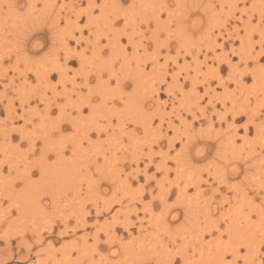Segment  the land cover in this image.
<instances>
[{
	"label": "rangeland",
	"instance_id": "rangeland-1",
	"mask_svg": "<svg viewBox=\"0 0 264 264\" xmlns=\"http://www.w3.org/2000/svg\"><path fill=\"white\" fill-rule=\"evenodd\" d=\"M5 1L0 0V6L2 7V9L0 7V204L2 205L1 208H5L4 210L11 209L12 212L6 218L0 214V236L6 234L11 237L15 257L11 260H2L0 264H111L110 261L114 258L117 261L116 264H169L173 257H175L174 264H194L196 260L200 263L196 261L195 264H213L211 261L213 259L214 261H218L215 259L217 257L219 259L220 252L226 249L230 254H226L225 262L227 261L228 263L226 262L224 264H232L233 262L234 264H245L246 261V264H264V0H94V2L93 0H46V3H44L45 0H14L16 3L11 0ZM160 1L161 4L159 3ZM144 2L147 5H144ZM31 3L35 4L33 5L34 10H32ZM51 6L53 9H51ZM30 7L34 13L29 11ZM91 9L92 11L90 12ZM165 9H169L170 11H166ZM155 11L161 12L162 19L159 18L158 21H161L160 23L162 24L155 23L153 18L156 13ZM82 12L90 13L89 16L91 15V17L89 18L87 14ZM141 13H144V17ZM150 15H152V18H150ZM181 18L187 19L189 21L187 22L188 24L186 23L184 25L181 23ZM56 19L57 21L55 23L53 20ZM147 20L149 23L145 24ZM191 21L197 23V27H192ZM177 23L178 25H176ZM77 26L83 29L81 31L83 39H80L79 44L73 38H68L72 29H75L76 35H79L76 29ZM30 33H33L31 38L28 37ZM118 37L121 38L118 39ZM74 41L77 45L74 44ZM39 42H41V45H39L40 48L34 49V44ZM135 43L140 44L136 45ZM144 45L146 50L143 49ZM97 46L101 48V52L97 51ZM134 46H138L139 48L136 47L134 49ZM73 47H77L78 53H82L78 61L80 64L78 62L69 63V65H65V73H62V75L57 74L53 68L61 63H65L69 50ZM257 54L259 55L256 56ZM80 57L84 58L81 59ZM154 57L156 59L158 57V59L156 60ZM204 57H206L207 61L203 62ZM195 58L199 59V61ZM228 58L230 59L231 65L224 62ZM152 59L158 61L161 68L164 65L167 66L165 71L167 70L168 73L165 72V80L162 78L164 69H158L154 65V62H152ZM139 63L143 67L145 66L144 69L147 74L144 79L148 82L146 83L144 81V86L147 87L149 85V90L153 88L157 89L158 86L161 87L158 90L160 93L158 96L153 92L149 97L150 99H146V102H155L149 105L146 110L152 116L157 117L154 118L153 124L148 127L150 129H147L148 132L141 126L143 120L141 118L135 119V115L137 117L138 112H133V108L135 109L136 104L140 105L143 102L139 103V100L136 98L134 100V96L132 97V95L136 88L133 87V84L129 85L128 82V80H133L128 74H134V71L137 70L136 66L140 65ZM81 66H85L86 69L85 67L82 69ZM72 68H75L78 73H81L79 77H82L85 81L84 75L90 76L91 84H89V87L85 83H82L83 85L80 83H77L75 86L72 85V82L69 81L73 72ZM112 68L113 70H111ZM151 68L154 70H151ZM48 69L52 71L50 79L48 81L46 79L39 81L38 79L37 81L35 78L36 72L49 71ZM83 70H86V72ZM23 75H27L25 85L21 84L25 80ZM231 75L235 77L243 76L244 80L241 83L228 80ZM96 77L101 79L96 80ZM219 77L225 81L224 85L219 84ZM11 78L14 81L12 80L11 82ZM78 81L80 82L81 79H78ZM124 81H127L128 85L123 89L121 85ZM106 84L107 86H105ZM194 84L197 90L194 89L196 88ZM73 87L79 92H81L82 88L84 90L86 88L88 95L94 92L92 96H99L101 98V102L97 98L94 104L99 103L98 105H105L104 107L106 109H110L107 114L105 113L107 116L100 112L95 113L96 115L91 114L89 117L90 120L88 118V124L100 125V127H106L109 124L108 131L111 129L109 128L111 127L110 123L116 125L121 120L128 126V131L134 127L139 128L137 132L133 133L137 135H132V137L131 135H128L129 137L124 135L128 131L112 135V138H117L119 135L123 137L122 139H119V137L115 142L110 140L111 137L104 133L96 142L94 140H97V136L93 135V141L97 143L94 144L90 136V144L87 148L89 153H86L89 159L93 157L97 160V165H91L89 168L78 167L76 164L78 163L77 160H79V163L81 160L74 154H80L82 151L80 153H78L79 151L76 153L72 152L73 140H71V135L75 136V133L73 132L71 134L72 131L70 129L69 113L71 112V101L74 104H81L80 107L82 108L84 107L83 95L80 97L75 92L72 93ZM117 90L118 92H116ZM138 90L139 88L136 91ZM141 90L138 94L148 91V89H143V87H141ZM105 91L111 92L114 97L110 93L109 96L106 92L108 94L107 96L106 93H103ZM135 95H137V92ZM197 95L202 96L201 100H198ZM141 96H139V99L144 98V96ZM25 97L28 98L24 99ZM156 97L159 101L158 104ZM131 98L133 100L128 102L127 99ZM115 100L122 102L119 103L118 109L116 110L119 113L113 109L114 105H109V102ZM124 100L128 103H125ZM187 101L190 102L188 103ZM131 102H134L135 106L130 107L129 104ZM195 102L196 104L198 102L200 107L199 105H194ZM47 105L50 106V111L48 112L46 111ZM93 106L91 105V108ZM156 106L160 109V114L163 110V112L171 114L167 120H171L174 128H177L176 132L179 133L178 136L181 138V142L177 143L176 147L170 150V157H176V160L172 159L168 162L172 170L167 175L161 169L163 155L161 156L160 151L165 152L168 150V147L165 144L160 146L156 144V139H159L160 134L162 135L166 132L167 124H163L160 128L159 109ZM7 108H10L9 111ZM94 108L95 106L93 110ZM130 108H132L131 111L129 110ZM202 109L206 112L204 113ZM129 111L134 113L133 117V114L131 115ZM178 111L186 120L185 122L183 119L184 124L181 123L176 115L179 113ZM189 111L196 112L194 113L195 117ZM10 113H12L11 115L14 119L9 116ZM88 113V110H86L85 114L87 115ZM219 114L221 116L220 119L222 117L225 118V116L226 118L219 120ZM80 120L83 122L82 118ZM246 125L247 130H245ZM153 128L155 130H152ZM158 128L160 130H157ZM172 130L169 129L166 133H169L171 136L174 134V130ZM187 134H193L194 137H190V140L195 142V147L206 143L208 144L205 145V149L202 151L200 157L195 155L190 143L186 146L187 151L190 149L188 151L190 157L185 154L186 151L182 150L183 143L186 144L187 141H190L187 140L189 137H187ZM133 136H135L134 139H131ZM107 138H109V141H107ZM86 139H82L84 141V147L88 144V140ZM119 140L123 141L122 144H120ZM233 143L235 145H232ZM116 144L120 145H117L115 149ZM47 146H50V149ZM106 148L109 150L107 151ZM224 149L227 150L225 151ZM104 153L108 158V163L106 164L113 168L104 167L106 161L104 162L103 155H101ZM111 153L113 156L110 155ZM180 153L182 155L184 154V156ZM44 155H47V157ZM62 156L64 158H61ZM245 156L248 160L246 161L244 158L246 162L244 163L243 161L242 163L243 159L241 158ZM74 157L77 160L74 161ZM135 159L139 160L138 166ZM149 159L154 163L149 164ZM185 159H189L187 160L189 161V166H186L187 161ZM232 164H238L241 167L248 165V174L245 173V175L243 171L241 173L238 172L230 181L232 182V186L233 184L235 185L233 190L240 188L242 185L246 186V184L253 183V188H257L259 191L252 197L254 198L253 201L248 199L244 201L245 199L242 198V194L236 199L234 198L235 190H228V192L224 187H221V192L223 193L215 192L213 195L212 191L215 186H218V180L215 182V176L212 173L217 170L226 173L229 168L231 170L233 169ZM49 166L52 167L50 168ZM157 166H160V169ZM53 168L56 170L54 169V173L52 174L53 170L51 172V169ZM48 169L50 170L48 171ZM42 172H44L43 175L41 174ZM20 174L24 175V178H21L23 176ZM54 174L55 176H52ZM196 174H201L200 184H202L200 186L202 189L200 188V191L194 189V182L200 177H197ZM246 176H250V178L247 177L245 179ZM38 178L39 182H43L40 185L37 181ZM24 179H27L28 183ZM241 180L243 183L240 182ZM59 184L62 187H70V192L68 191L69 195L62 196V194H59L61 199H68L67 202L62 201V205L59 203L61 206L60 210L59 206L52 208V203L49 199L51 193L56 191V186H58L57 190H59V193L63 190L62 187H59ZM236 184L239 185L236 186ZM184 186L190 193L185 198L178 194L179 188L183 189ZM35 187L38 193H42L38 194ZM72 187H83L82 190L85 191H81V195H84L86 190L89 191L88 189L90 188L97 190V193L88 195L85 204H83L85 206L87 205L88 210L92 211L93 216L90 218V221L94 224L98 218L99 222L106 227H110L112 224H114L113 226L116 225L117 235L115 237L117 239H115L118 242L115 240L116 245L113 247L116 253L112 252L113 248L110 249L109 246L107 247L109 238L103 234H101L102 242H100L101 247H98L99 249L95 245L93 238H88L87 244L83 242L82 237H84V231L79 230L73 235L74 232L70 229H72L71 227L74 225L75 219L78 216L76 208L79 201L75 198V201L71 199L76 197L71 192ZM24 188L30 189L33 193L27 189L26 191ZM20 190L26 192H20ZM25 193H30V195H26ZM113 193L114 195H111ZM93 194L96 196L95 198L92 197L94 196ZM28 196H31L32 199ZM225 196L228 197L226 202H223L224 204L219 206L222 200H225ZM163 197L167 199L164 203L161 202ZM210 197L212 198L209 199ZM36 198L39 201L38 203H36ZM46 200L50 201V203L47 202L48 204L44 205L43 202ZM211 200L212 202H210ZM29 201L34 204H30ZM180 201H185V204L184 202L181 204ZM186 201L191 206L189 209H185L187 207L185 206L187 204ZM98 203H100V206L104 204V208L108 207V209L101 215L96 216L94 212L95 204ZM20 204L27 206L24 211L21 208V212L18 213L16 207H22ZM42 204L46 206L45 209L41 208ZM212 204L218 206L220 210H217L210 218L208 216H210L209 211H211L210 206ZM255 208L258 211H255ZM196 211L198 212L197 214ZM240 211L248 214L247 217L250 219L248 218L246 220L248 221L247 223L243 218L245 215L243 216V213ZM222 212L223 215H221ZM177 213L178 217L176 220L171 219V214ZM186 214L190 215L185 218ZM226 216H229L226 219L230 218L235 224V226H232V223L230 226V230L232 231L225 230L228 225L223 221V218ZM213 217L215 218L213 219ZM189 218L190 220H188ZM233 220L238 223L236 224ZM65 221L69 224V233L62 237L59 231L64 228ZM192 222L193 224H191ZM214 223L216 225L220 224V229L216 228V231L213 230L214 237L221 232L220 237L222 239L220 241H213V245H209L208 240L212 237L207 232H204L206 228L203 226L211 227ZM240 226H243V228L247 227L248 230L250 229L248 232L245 228L249 234L245 233V229L242 230V228H240L241 231L239 232L238 230L240 229L238 227ZM233 227H236L237 233ZM90 229L95 230L96 228L92 227ZM185 229L186 233H184ZM258 229L259 231H257ZM200 230H204L203 232L205 233L204 240L206 244L204 243L203 248L199 245L201 241H197L200 240V237H198L201 232ZM243 231L246 234L245 238L243 237L244 235L241 236V232ZM182 232L190 236L186 239ZM36 233H42L44 237V240L39 244L34 243V234ZM234 233H236V237ZM22 235L27 242L29 241L31 243L32 252L30 254L24 247L18 246ZM237 235L243 237L244 240L243 238L238 239ZM256 237L259 239H255ZM196 238L197 243H192L191 241ZM256 240L260 242L259 246H257L258 242ZM217 241L221 243L218 244ZM216 243L217 247H215ZM255 243L256 245L254 246ZM4 244L3 240H0V248H4ZM237 247L242 248L237 255H234L231 251ZM207 249H213L212 256L210 254L207 255ZM186 251L187 256L189 254L190 257L188 256V259L182 262L178 256L186 253ZM213 251H217L216 253L218 254ZM28 254L29 257L27 260L18 261L20 257ZM205 257L208 260H205ZM100 259L102 262H100ZM91 261L94 262L92 263Z\"/></svg>",
	"mask_w": 264,
	"mask_h": 264
},
{
	"label": "bare ground",
	"instance_id": "bare-ground-1",
	"mask_svg": "<svg viewBox=\"0 0 264 264\" xmlns=\"http://www.w3.org/2000/svg\"><path fill=\"white\" fill-rule=\"evenodd\" d=\"M3 1H5V0H3ZM6 1H8V0H6ZM5 1V2H6ZM10 1V0H9ZM12 2L14 1V0H11ZM33 1V0H32ZM42 1V0H41ZM96 1V0H95ZM135 1V0H134ZM143 1V0H142ZM180 1V0H179ZM256 1H258V0H256ZM4 2V3H5ZM15 2V1H14ZM31 2V1H30ZM29 2V3H30ZM92 2V1H91ZM93 2H94V0H93ZM146 2V1H145ZM145 2H144V5H147V4H145ZM10 3V2H9ZM16 3V2H15ZM44 3H46V0H45V2ZM96 3V2H95ZM140 3V2H139ZM155 3H157L156 1H155ZM160 4H161V1L159 2ZM167 3V2H166ZM176 3V2H175ZM3 4V3H2ZM1 4V5H2ZM8 4V3H7ZM28 4V3H27ZM32 4V3H31ZM31 4H30V6H31ZM35 4H36V2H35ZM34 3L32 4V7H33V5H35ZM93 4V3H92ZM141 4V3H140ZM139 4V5H140ZM6 5V4H5ZM11 5V4H10ZM29 5V4H28ZM149 5V4H148ZM153 5H156V4H153ZM165 5V4H164ZM263 5V4H262ZM12 6V5H11ZM15 6V5H14ZM65 6V5H64ZM71 6V5H70ZM90 6V5H89ZM93 6V5H92ZM158 6H160V5H158ZM166 6V5H165ZM1 7V6H0ZM17 7V6H16ZM28 7V6H27ZM144 7V6H143ZM150 7H152V6H150ZM154 7V6H153ZM38 8V7H37ZM1 9H2V7H1ZM1 9H0V11H1ZM10 9H12V7H10ZM35 9H36V6H35ZM49 9H50V7H49ZM51 9H53V7L51 6ZM89 9H90V7H89ZM145 9H146V7H145ZM145 9H144V11H145ZM154 9H155V7H154ZM244 9V8H243ZM8 10V9H7ZM16 10V9H15ZM32 10H34V7H33V9ZM31 10V7H30V12H33ZM37 10V9H36ZM44 10V9H43ZM46 10V9H45ZM75 10V9H74ZM86 10V9H85ZM160 10V9H159ZM164 10V9H163ZM166 10V9H165ZM169 9H167L166 11H168ZM47 11H49L48 9H47ZM46 11V12H47ZM63 11V10H62ZM92 11V9L90 10V12ZM139 11H140V7H139ZM142 12H143V10H141ZM147 11H148V9H147ZM170 11V10H169ZM176 11V10H175ZM27 12V11H26ZM37 12V11H36ZM156 12V11H155ZM154 12V13H155ZM181 12V11H180ZM17 13V12H16ZM29 13V12H28ZM34 13V12H33ZM82 13H84V12H82ZM129 13V12H128ZM148 13V12H147ZM147 13H146V15H147ZM31 14V13H30ZM84 14H87V16L90 18L91 17V15L89 16V14L90 13H88V12H86V13H84ZM138 14H139V12H138ZM142 14V16H143V14L144 13H141ZM150 14V13H149ZM160 14H161V12H156L155 13V16L153 17L154 18V20H155V23L156 24H158V23H160L159 21H158V19L160 18V19H162L161 17H162V14H161V16H160ZM60 15V14H59ZM80 15H81V13H80ZM1 16V15H0ZM21 16V15H20ZM45 16V15H44ZM152 15H150V18H152L151 17ZM170 16V15H169ZM126 17V16H125ZM144 17V16H143ZM155 17H156V19H155ZM22 18V17H21ZM77 18H78V16H77ZM93 18V17H92ZM117 18V17H116ZM139 18H141V17H139ZM145 18H146V16H145ZM145 18H143V19H145ZM47 19H49V18H47ZM134 19V18H133ZM137 19V18H136ZM29 20V19H28ZM33 20V19H32ZM58 20H60V19H58ZM125 20V19H124ZM127 20V19H126ZM130 20H132V19H130ZM130 20H128V21H130ZM153 20V21H154ZM1 21V20H0ZM53 21H55V23H56V21H57V19L56 20H53ZM133 21V20H132ZM140 21H141V19H140ZM91 22V21H90ZM112 22V21H111ZM179 22V21H178ZM187 22H189L187 19H182L181 18V23H183L184 25H186V23ZM58 23V22H57ZM91 23H93V22H91ZM96 23V22H95ZM137 23V22H136ZM142 23V22H141ZM149 23V21L147 20V23H145V24H148ZM165 23V22H164ZM113 24V23H112ZM111 24V25H112ZM160 24H162V23H160ZM188 24V23H187ZM197 23H195V22H193V21H191V26L192 27H197V25H196ZM0 25H1V23H0ZM114 25V24H113ZM138 25V24H137ZM139 25H140V22H139ZM138 25V26H139ZM164 25V24H163ZM176 25H178V23L176 24ZM48 26V25H47ZM54 26V25H53ZM58 27V26H57ZM140 27V26H139ZM163 27V26H162ZM177 27H179V26H177ZM136 28H138V27H136ZM147 28H149V27H147ZM76 29H77V31L79 32V35H76V32H75V29H72L71 30V32L69 33V37L68 38H73L75 41H76V43L77 44H79L80 43V39H83V35H81L82 33H81V31H83V29H81V27H76ZM117 29V28H116ZM100 31V30H99ZM142 31V30H141ZM69 32V31H68ZM68 32H67V34H68ZM104 32V31H103ZM144 32V31H143ZM222 32V31H221ZM33 34V33H32ZM32 34L30 33L29 34V38H31V36H32ZM109 34V33H108ZM125 34V33H124ZM227 34H229V33H227ZM27 35V34H26ZM151 35V34H150ZM1 36V35H0ZM65 36V35H64ZM79 36H81V37H79ZM99 36V35H98ZM118 36V35H117ZM156 36V35H155ZM67 37V36H66ZM129 37V36H128ZM64 38V37H63ZM119 38H121V37H118V39ZM56 39V38H55ZM98 39V38H97ZM62 40V39H61ZM65 40V39H64ZM253 40V39H252ZM63 41V40H62ZM66 41V40H65ZM109 41H110V38H109ZM143 41V40H142ZM141 41V42H142ZM67 42V41H66ZM96 42V41H95ZM118 42H120V40H118ZM65 43V42H64ZM115 43H117V42H115ZM114 43V44H115ZM110 44H112V43H110ZM133 44H134V42H133ZM136 45H138V44H140V43H135ZM158 44V43H157ZM160 44V43H159ZM39 45H41V42H39V43H35L34 44V46H35V48L34 49H37L38 47H39ZM65 45V44H64ZM127 45H129V44H127ZM126 45V46H127ZM25 46V45H24ZM132 46V45H131ZM140 46V45H139ZM180 46V45H179ZM215 46V45H214ZM59 47V46H58ZM67 47V46H66ZM98 47V46H97ZM136 47H138V46H134V49H136ZM181 47V46H180ZM40 48V47H39ZM77 48V47H76ZM76 48H70V50H69V53H68V56H67V58H66V61H65V63H61L60 65H57L55 68H53V70L54 71H56L57 72V74H59V75H62V73H65V65H69V63H74V62H78L79 61V56H82L81 54L82 53H78V51H77V49ZM96 48V47H95ZM139 48V47H138ZM179 48V47H178ZM208 48V47H207ZM112 49H115V48H112ZM118 49H119V47H118ZM117 49V50H118ZM133 49V50H134ZM143 49L144 50H146V47H145V45H144V47H143ZM246 49V48H245ZM68 50V49H67ZM74 50V51H73ZM161 50V49H160ZM77 51V52H76ZM97 51H100L101 52V48H99L98 47V50ZM103 51V50H102ZM113 52H114V50H113ZM112 52V53H113ZM235 53V52H234ZM112 55V54H111ZM205 55V54H204ZM259 54H257L256 56H258ZM21 56V55H20ZM83 56H84V54H83ZM160 56H161V54H160ZM226 56V55H225ZM4 57V56H3ZM81 59H83L82 57H80ZM146 58H147V56H146ZM153 58V57H152ZM155 59H156V57H154ZM259 58V57H258ZM22 59V58H21ZM78 59V60H77ZM155 59L153 60L152 59V62H154V65L158 68V69H164V74H163V76H162V78H163V80H165L166 79V74H165V72L166 73H168L167 72V70L165 71V69H167V66H162V68H161V66L158 64V61H155ZM157 59H158V57H157ZM156 59V60H157ZM177 59V58H176ZM195 59H197V58H195ZM103 60V59H102ZM197 61H199V59H197ZM196 60H195V62H197ZM204 61H207L206 60V57H204V59H203V62ZM49 62V61H48ZM144 62V61H143ZM224 62L226 63V64H230V59L228 58V59H226V60H224ZM109 63V62H108ZM200 63V62H199ZM220 63V62H219ZM15 64V63H14ZM13 64V65H14ZM137 64V63H136ZM140 64V63H139ZM50 65H53V64H50ZM81 65H83V64H81ZM130 65V64H129ZM203 65H204V63H203ZM231 65V64H230ZM44 66H46V65H44ZM54 66V65H53ZM52 66V67H53ZM99 66V65H98ZM198 66V65H197ZM80 67V66H79ZM82 67V66H81ZM83 67H85V66H83ZM83 67H82V69H83ZM104 67V66H103ZM114 67V66H113ZM128 67V66H127ZM137 68V70L136 71H134V74H128V75H130L131 77H132V79L133 80H131L132 81V83H134V88H136L135 89V92L133 93V95H132V97L134 98V100H135V98L136 99H138L139 100V103L140 102H143V104H141L140 103V105H138V104H136V107H135V109L133 108V112H138V115H137V117H136V115H135V119L136 118H141L143 121L141 122L142 123V128H144L145 130H147V129H149L148 127H150L151 126V124H153L152 122L154 121V118H157V117H154V116H152V114H149L148 113V111L146 110V109H148L147 107L149 106V105H152L153 103H155V102H153V101H147L146 102V99H150L149 97L151 96V94L153 93V92H155V94H157L156 96H158L160 93L158 92V90L159 89H161V87L160 86H158L157 87V89H152V90H149V88H148V86L147 87H145L144 86V84H143V82L145 81V79L144 78H146V76H147V74H146V72H145V69H144V67H143V65L142 64H140L139 66H136ZM7 68V67H6ZM47 68H48V66H47ZM110 68H111V66H110ZM214 68V67H213ZM51 69V68H50ZM73 69V74L71 75V79L69 80V81H71L72 82V85L73 86H75V85H77V78H79V74H81V73H78V71L77 70H75L74 68H72ZM85 69H86V67H85ZM153 68H151V70H152ZM154 69H155V67H154ZM153 69V70H154ZM40 70V69H39ZM49 70V69H48ZM98 70H99V68H98ZM111 70H113V68L111 69ZM110 70V71H111ZM217 70H219V69H217ZM254 70H255V68H254ZM35 71V70H34ZM53 71V72H54ZM83 71H85L86 72V70H83ZM36 72V71H35ZM101 72V71H100ZM254 72V71H253ZM28 73V72H27ZM84 73V72H83ZM126 73V72H125ZM129 73V72H128ZM157 73V72H156ZM88 74V73H87ZM214 74V73H213ZM34 75V74H33ZM84 75V74H83ZM82 75V76H83ZM112 75H114V73H112ZM160 75V74H159ZM165 75V76H164ZM180 75V74H179ZM211 75V74H210ZM255 75V74H254ZM8 76V75H7ZM24 76V82H22L21 84L22 85H25L26 84V80H27V75H23ZM52 76V71L51 70H49V71H41V72H36V74H35V78L37 79V81H38V79H39V81L41 80V79H46V81H48L49 79H50V77ZM115 76V75H114ZM221 76V75H220ZM84 77H85V79H86V81L84 82L85 83V85H88V87H89V77L90 76H85L84 75ZM117 77V76H116ZM8 78V77H7ZM30 78V77H29ZM111 78H112V76H111ZM110 78V79H111ZM161 78V77H160ZM81 79H82V77H81ZM98 79L100 80L101 78H99L98 77ZM117 79V78H116ZM121 79V78H120ZM120 79H118V80H120ZM11 80V82H12V78L10 79ZM218 80H219V84H221V85H224V83H225V81L221 78V77H219L218 78ZM228 80H233V81H237V82H240L241 83V81L243 82V80H244V78H243V76H239V77H235V76H232L231 75V77H229L228 78ZM14 81V80H13ZM99 82V81H98ZM102 82V81H101ZM118 82V81H117ZM146 83L148 82V81H145ZM197 82V81H196ZM83 83V84H84ZM120 83V82H119ZM142 83V84H141ZM28 84V83H27ZM82 84V85H83ZM121 84V83H120ZM156 84V83H155ZM241 85V84H240ZM101 86V85H100ZM105 86H107V84L105 85ZM109 86V85H108ZM119 86V85H118ZM104 87V86H103ZM124 87V86H123ZM141 87H143V89L145 88V89H148V91H146L144 94L143 93H141V94H138V92L141 90ZM194 87H196V85L194 84ZM211 87V86H210ZM24 88V87H23ZM107 88V87H106ZM105 88V89H106ZM110 88V87H109ZM117 88V87H116ZM139 88V90L138 91H136L137 89ZM156 88V87H155ZM225 88V87H224ZM104 89V88H103ZM111 89H112V87H111ZM110 89V90H111ZM114 89V88H113ZM119 89V88H118ZM195 90H197V87L196 88H194ZM212 89V88H211ZM35 90V89H34ZM99 90V89H98ZM120 90V89H119ZM192 90V89H191ZM227 90V89H226ZM93 91V90H92ZM100 91H101V89H100ZM99 91V92H100ZM123 91V90H122ZM142 91V90H141ZM215 91V90H214ZM73 92H75V94H77V96L79 95L80 97H81V95H83L84 96V94H82L81 92H79V91H77L74 87H73V91H72V93ZM96 92V91H95ZM107 91H105V92H103V93H106ZM116 92H118V90L116 91ZM137 92V95H135V93ZM93 94H94V92H92ZM92 93H91V95H92ZM108 94L110 93L111 94V92H107ZM106 93V95L108 96V94ZM110 94H109V96H110ZM116 94V93H115ZM129 94V93H128ZM143 94V96H144V98H140L139 99V96H141ZM208 94V93H207ZM206 94V95H207ZM54 95V94H53ZM87 95V94H86ZM91 95H88L87 96V98H86V96L85 97H83L82 96V98L84 99V107H90V109H92V110H90V113L88 114V115H83L82 114V112H83V108L82 107H80L81 106V104H79V103H76V104H74V102L73 101H71L72 102V105L70 106L71 107V112L69 113L70 115V119H69V121H70V124L72 125V127H73V129H74V133H75V136H73V135H71V140H73L72 141V144H73V148H72V152L73 153H76V152H78V153H80V151H82L80 154H74V155H76L77 156V158L78 159H80L81 161H80V163H79V160H77V158L75 159V157H74V161L75 160H77L78 161V163H76L77 164V166L79 167H84V168H89V166H91V165H93V166H96L97 165V160L95 159V158H93V157H90L91 159H89L88 157H87V153L86 152H88L87 151V148H88V146H89V144H90V136L92 135L91 133L92 132H95L96 134H97V140H94L95 142L96 141H98V139L101 137V135L104 133V131H105V133L107 134V136H110L111 137V139L110 140H113V142H115L116 141V139H118L121 135H119V137H117V138H112V135H114V134H116V133H120L121 134V132H125V131H128L127 129H128V126H126V124H124L123 123V121H121V120H119L118 121V123L116 124V125H112L111 123H110V126L111 127H109V128H111L110 130H108L107 131V129H108V125L109 124H107V126L106 127H100V125H93L92 123V125H90V124H88L87 122H88V118L90 117V115L91 114H94V115H96L95 113H98V112H100V113H104V115H105V113L107 114L108 113V111L110 110H108V109H106L103 105H98V104H96V105H94V104H91L92 102H91ZM103 95V94H102ZM204 95V94H203ZM106 96V97H107ZM111 96H113L114 97V95H112L111 94ZM143 96H141V97H143ZM198 96V95H197ZM208 96V95H207ZM104 97V96H103ZM153 97V96H152ZM196 97V96H195ZM26 98H28V97H25L24 99H26ZM86 98V99H85ZM127 98H128V96H127ZM130 98V97H129ZM191 98V97H190ZM201 98H202V96H198V100L200 99L201 100ZM235 98V97H234ZM29 99H30V96H29ZM29 99H27V101H29ZM74 99V98H73ZM106 99V98H105ZM115 99V98H114ZM187 99V98H186ZM41 100H42V98H41ZM82 100V99H81ZM121 100V99H120ZM128 100V102H130V101H132L133 99L131 98V99H127ZM196 100V99H195ZM198 100H196V101H198ZM45 101V100H44ZM123 101V100H122ZM125 101V100H124ZM156 101H158V98L156 97ZM43 102V101H42ZM75 102H76V100H75ZM81 102V101H80ZM83 102V101H82ZM113 102V101H112ZM127 101H125V103H126ZM127 102V103H128ZM186 102V101H185ZM188 102V101H187ZM190 102V101H189ZM188 102V103H189ZM194 102V101H193ZM9 103H11V102H9ZM104 103V102H103ZM124 103V104H125ZM146 103V104H145ZM159 103V101L157 102V104ZM166 103V102H165ZM79 104V105H78ZM105 104V103H104ZM191 104V103H190ZM83 105V104H82ZM91 105L93 106H95V108H94V110H93V107L91 108ZM126 105V104H125ZM145 105V106H144ZM194 105H199V103L197 102V104H196V102H195V104ZM76 106H78V108H76ZM128 106V105H127ZM126 106V107H127ZM129 106L131 107H133V106H135V103L134 102H131V104H129ZM193 106V105H192ZM191 106V107H192ZM47 108H46V111L48 112V111H50V106L49 105H47L46 106ZM104 107V108H103ZM107 107V106H106ZM118 107V106H117ZM116 106H114V108L113 109H115V111L118 109ZM157 108H158V106H156ZM199 107H200V105H199ZM64 108V107H63ZM193 108V107H192ZM10 109V108H9ZM9 109L7 108V110L9 111ZM112 109V108H111ZM113 109H112V112H113ZM120 109V108H119ZM127 109V108H126ZM159 109V108H158ZM62 110V109H61ZM64 110V109H63ZM77 111L78 113H77V116H74V115H72V111ZM130 111L132 110V108H130L129 109ZM162 110V109H161ZM190 110H192V109H190ZM257 110V109H256ZM11 111V110H10ZM119 111V110H118ZM129 111V112H130ZM164 111V110H163ZM163 111H161L162 113L160 114V109H159V120H160V122H159V126H160V128H161V126H163V124H167V127H166V132L167 131H169V129L170 130H172L173 131V135H171L170 136V134L169 133H163V132H161V133H163L162 135L160 134V136H159V139L157 140L156 139V144L158 145V146H160V145H163V144H165L167 147H168V150L167 149H165V150H167V151H165V152H162V150L160 151V154H161V156L163 155V158H162V160H163V162L161 163V169H162V171L164 172V174L165 175H167L168 174V172H170V170H172V167L171 166H169L168 165V162L170 161V160H176V157H173V158H171L170 157V150H172V149H174L175 147H176V144L177 143H180L181 142V138L178 136L179 135V133H177L176 132V129L174 128V124L171 122V120H167V118L168 117H170L169 115H171V114H168V113H165V112H163ZM187 111H188V109H187ZM194 111V110H193ZM193 111H189V112H191L190 114H192L193 115V117H195V114L194 113H196V112H193ZM202 111L205 113L206 111H204L203 109H202ZM117 112V111H116ZM127 112H128V109H127ZM135 112V113H136ZM179 112V111H178ZM188 112V113H189ZM203 112H201V113H203ZM215 112V111H214ZM62 113V112H61ZM117 113H119V112H117ZM131 113V112H130ZM129 113V114H130ZM224 113V112H223ZM12 113H10L9 114V116L11 117V118H13V116L11 115ZM133 114V115H132ZM156 114V113H155ZM217 114V113H216ZM228 114V113H227ZM122 115H123V117H124V114H123V112H122ZM131 115H132V117L134 116V113H131ZM177 115V117L180 119V121H181V123H183L184 122V117H182V114L180 115V112L178 113V114H176ZM43 116V115H42ZM99 116V115H98ZM101 116V115H100ZM105 116H107V115H105ZM121 116V115H120ZM120 116H119V119H120ZM184 116V115H183ZM8 117V116H7ZM59 117V116H58ZM211 117V116H210ZM220 114H219V120H222V118H224V117H222L221 119H220ZM238 117V116H237ZM49 118V117H48ZM83 119V122H81L82 120H80V119ZM110 118V117H109ZM186 118V117H185ZM225 118H226V116H225ZM224 118V119H225ZM14 119V118H13ZM56 119V118H55ZM127 119V118H126ZM184 119V120H183ZM195 119V118H194ZM237 119V118H236ZM12 120V119H11ZM53 120V119H52ZM80 120V121H79ZM87 120V121H86ZM89 120H90V118H89ZM196 120V119H195ZM93 121H95V120H93ZM41 122V121H40ZM54 122V121H53ZM110 122H111V120H110ZM185 122H186V120H185ZM219 122V121H218ZM94 123V122H93ZM220 123V122H219ZM60 124V123H59ZM58 124V125H59ZM184 124V123H183ZM49 125V124H48ZM158 125V124H157ZM165 126V125H164ZM158 127V126H157ZM229 127V126H228ZM25 128V127H24ZM56 128H57V126H56ZM61 128V127H60ZM87 128V129H86ZM160 128H158L157 130H160ZM163 128V127H162ZM172 128V129H171ZM210 128V127H209ZM237 128V127H236ZM188 129V128H187ZM194 129V128H193ZM52 130H53V128H52ZM83 130H85L84 132H82ZM150 130V129H149ZM152 130H155V128H153ZM156 130V131H157ZM183 130V129H182ZM181 130V131H182ZM245 130H247V125L245 126ZM107 131V132H106ZM110 131H112L110 134H109V132ZM138 130H136V128H134V129H130L128 132H125L124 133V135H126V136H130L131 135V137H132V135H137V134H133V133H135V132H137ZM146 132H148V130L146 131ZM145 132V133H146ZM152 132V131H151ZM122 133V134H123ZM28 134V133H27ZM72 134V133H71ZM118 135H116V136H118ZM184 135V134H183ZM128 136V137H129ZM189 136V137H188ZM193 136V134L191 135V134H187V140H190L191 138H193L192 137ZM235 136V135H234ZM41 137V136H40ZM86 137H87V139H86ZM109 137V138H110ZM134 137L135 136H133V138H131V139H134ZM191 137V138H190ZM33 138V137H32ZM83 138H85L86 140H88V144L84 147L83 145H84V141L82 140ZM109 138H107L108 140L107 141H109ZM123 137H120L119 139H122ZM138 138V137H137ZM226 138H227V136H226ZM130 139V138H129ZM229 139V138H228ZM32 140V139H31ZM149 140V139H148ZM151 140V139H150ZM46 141V140H45ZM91 141H93V139H91ZM93 141V143L94 144H97V143H95ZM99 142H101L100 140H99ZM119 142H120V144H122V140L120 141L119 140ZM133 143V142H132ZM190 143V146H191V148L192 149H194V153H195V155L196 156H198V157H200V155H201V153H202V151L205 149V145L207 144H204V145H201V146H194V144H195V142H193L192 140H190V141H187V143L185 144V143H183V147H182V150H184V151H186V155L187 156H189L190 157V155H188L189 153H188V151L190 150V149H188V151H187V149H186V146L188 145ZM36 144V143H35ZM111 144H113L112 142H111ZM120 144H116L115 145V149L117 148V145H120ZM134 144V143H133ZM127 145V144H126ZM208 145V144H207ZM232 145H235L234 143L232 144ZM58 146V145H57ZM64 146H66V145H64ZM30 147V146H29ZM47 147H49L48 149H50V146H47ZM109 147V146H108ZM125 147H127V146H125ZM9 148V147H8ZM7 148V149H8ZM11 148V147H10ZM53 148V147H52ZM91 148V147H90ZM114 148H112V149H114ZM162 148V147H161ZM55 149V148H54ZM107 149V148H106ZM233 149V148H232ZM109 149H107V151H108ZM118 150V149H117ZM116 150V151H117ZM144 150V149H143ZM181 150V149H180ZM225 150V149H224ZM227 150V149H226ZM225 150V151H226ZM61 152V151H60ZM71 152V153H72ZM106 152V151H105ZM231 152V151H230ZM35 153V152H34ZM49 153V152H48ZM73 153H72V155H73ZM89 153V152H88ZM101 153V152H100ZM110 153V152H109ZM156 153V152H155ZM220 153H222V152H220ZM133 154V153H132ZM135 154V153H134ZM181 154V153H180ZM192 154V153H191ZM235 154V153H234ZM60 155V154H59ZM73 155V156H74ZM101 155H103V158H104V162H105V164H104V167H112V166H108V164H106V163H108L107 162V157H106V155H105V153L104 154H101ZM111 156H113L112 155V153L110 154ZM137 155V154H136ZM135 155V156H136ZM179 155V154H178ZM182 155V154H181ZM227 155V154H226ZM44 156H46L47 157V155H44ZM182 156H184V154L182 155ZM186 156V157H187ZM30 157V156H29ZM87 157V158H86ZM120 157V156H119ZM134 157V156H133ZM140 157V156H139ZM191 157H192V155H191ZM57 158V157H56ZM61 158H64L63 156L61 157ZM66 158V157H65ZM70 158V157H69ZM68 158V159H69ZM111 158V157H110ZM114 158H116L115 156H114ZM137 158V157H136ZM152 158H153V156H152ZM188 158V157H187ZM203 158V157H202ZM244 158L246 159V156L245 157H243V158H241V159H243L242 160V163H243V161H244ZM249 158H253V157H249ZM13 159V158H12ZM60 159V158H59ZM87 159V160H86ZM120 159H122V158H120ZM131 159V158H130ZM134 159V158H133ZM141 159V158H140ZM41 160H42V158H41ZM44 160V159H43ZM47 160V159H46ZM45 160V161H46ZM150 160V159H149ZM186 160V159H185ZM187 160H189V159H187ZM186 160V161H187ZM248 159H246V161H247ZM69 161V160H68ZM71 161H73V160H71ZM190 161H191V159H190ZM246 161H244V163L246 162ZM23 162V161H22ZM111 162V161H110ZM124 162V161H123ZM123 162H121V163H123ZM130 162H131V160H130ZM135 162H136V164H137V166H138V163H139V160H137V159H135ZM253 162V161H252ZM27 163V162H26ZM41 163H43V162H41ZM54 163H56V162H54ZM114 163V162H113ZM149 164H151V163H154V162H151V160L148 162ZM189 161H187V163H186V166L188 165L189 166ZM250 163H251V160H250ZM64 164V163H63ZM62 164V165H63ZM68 164V163H67ZM73 164V163H72ZM75 164V165H76ZM116 164V163H115ZM131 164H132V162H131ZM177 164V163H176ZM185 164V163H184ZM183 164V165H184ZM31 165V164H30ZM59 165V164H58ZM57 165V166H58ZM61 165V164H60ZM69 165V164H68ZM153 165V164H152ZM228 165V164H227ZM233 165V164H232ZM235 165V164H234ZM233 165V169L231 170V168H229L227 171H226V173H223V172H221L220 170H217V171H215L214 173H212V175L213 176H215V182H216V180H218V186H215L214 187V189H213V191H212V193H213V195L215 194V192H218V193H223V192H221V187H224L225 188V190H231V191H234V193H235V197L234 198H238V196L240 195V194H242L241 196H242V198L243 199H245L244 201H247L246 199H248V200H250V201H253V199L254 198H252V197H254L256 194H257V188H253V183L252 184H246V186H241L240 188H236V189H234L233 190V187H235V185L233 184V186L231 185L232 184V182L230 181V179L231 178H233L234 177V175H236L238 172L239 173H241L242 171H243V173L245 174V173H247L248 174V172H247V170H248V165L246 166H243V167H241V166H239L238 164L237 165H235L234 166ZM44 166H45V164H44ZM57 166H55V167H57ZM122 166L124 167V165L122 164ZM147 166V165H146ZM231 166V165H230ZM33 167V166H32ZM39 167V166H38ZM50 168L52 167V166H49ZM67 167V166H66ZM148 167V166H147ZM159 169H160V166H157ZM156 167V168H157ZM185 167V166H184ZM64 168V167H63ZM113 168V167H112ZM121 168V167H120ZM228 168V167H227ZM33 169V168H32ZM54 169L55 168H53V169H51V172H52V170H53V172H52V174L54 173ZM140 169V168H139ZM139 169H137V170H139ZM222 169V168H221ZM252 169V168H251ZM251 169H250V171H251ZM263 169V168H262ZM27 170V169H26ZM41 170V169H40ZM39 170V171H40ZM47 170V169H46ZM50 169H48V171H49ZM56 170V169H55ZM70 170V169H69ZM146 170V169H145ZM176 170V169H175ZM30 171V170H29ZM64 171H65V169H64ZM63 171V172H64ZM114 171V170H113ZM140 171V170H139ZM224 172H225V170H223ZM249 171V172H250ZM262 171V170H261ZM23 172V171H22ZM47 172V171H46ZM46 172H45V174H46ZM66 172V171H65ZM64 172V173H65ZM69 172V171H68ZM73 172H75V171H73ZM110 172V171H109ZM181 172V171H180ZM179 172V173H180ZM194 172V171H193ZM196 172H198V171H196ZM195 172V173H196ZM19 173V172H18ZM29 173V172H28ZM27 173V174H28ZM31 173V172H30ZM48 173V172H47ZM72 173V172H71ZM102 173V172H101ZM116 173V172H115ZM1 174V173H0ZM42 175L44 174V172H42L41 173ZM49 174V173H48ZM186 174V173H185ZM184 174V175H185ZM259 174V173H258ZM16 175V174H15ZM21 175V174H20ZM26 175V174H25ZM51 175V174H50ZM50 175H47V176H50ZM100 175V174H99ZM108 175V174H107ZM113 175V174H112ZM138 175V174H137ZM178 175V174H177ZM194 175V174H193ZM197 175V174H196ZM211 175V174H210ZM240 175V174H239ZM246 175V174H245ZM1 176V175H0ZM21 176H23V177H21V178H24V175H21ZM26 176H29V175H26ZM47 176H46V178H47ZM52 176H55V174L54 175H52ZM69 176V175H68ZM72 176V175H71ZM101 176V175H100ZM200 176V177H199ZM212 176V177H213ZM18 177H20V176H18ZM45 177V176H44ZM51 177V176H50ZM180 177V176H179ZM197 177H199V179L196 181V182H194V186H195V188L194 189H197L198 191H200V188L202 189V187L200 186L201 184H200V182H201V174H199V175H197ZM247 177H249L250 178V176H246L245 177V179L247 178ZM32 178V177H31ZM214 178V177H213ZM243 178H244V176H243ZM248 178V179H249ZM34 179V178H33ZM67 179V178H66ZM101 179V178H100ZM138 179V178H137ZM39 180V178L37 179V181ZM41 180H43V179H41ZM44 180H45V178H44ZM62 180V179H61ZM97 180V179H96ZM189 180H191V179H189ZM203 180V179H202ZM16 181V180H15ZM24 181L25 182H27V179H24ZM29 181V180H28ZM34 181V180H33ZM36 181V182H37ZM111 181V180H110ZM179 181V180H178ZM249 181V180H248ZM247 181V182H248ZM39 182V181H38ZM97 182V181H96ZM98 182H99V180H98ZM116 182V181H115ZM124 182V181H123ZM176 182V181H175ZM188 183H189V181H187ZM206 182H208V181H206ZM240 182H242L243 183V181L241 180ZM239 182V183H240ZM28 183V182H27ZM30 183H32L31 181H30ZM34 183H35V181H34ZM41 183H43V182H39V185L41 184ZM125 183V182H124ZM244 184V185H245ZM24 185V184H23ZM29 185V184H28ZM35 185V184H34ZM69 185V184H68ZM237 185H239V184H236V186ZM248 185V186H247ZM27 186V185H26ZM25 186V187H26ZM38 186V185H37ZM36 186V187H37ZM44 186L46 187V185L44 184ZM48 186H49V188H50V185L48 184ZM64 186V185H63ZM71 186H72V184H71ZM252 186V187H251ZM28 187V186H27ZM35 187V188H36ZM57 187L58 186H56V191H57V193H56V191H54V192H50L51 193V195L49 196V199H50V201H51V203H52V208H54V207H56L57 208V206H59V210H60V204L62 203V201L63 202H67V200L68 199H61V196L59 195V194H62V196H67V195H69L68 194V191L70 192V187L68 186V187H62V186H60V184H59V187L61 188L62 187V191H60V193H59V190H57ZM82 188L83 187H72V189H71V192L72 193H74L73 195H75L76 197H73V198H71V199H73V201H75L74 200V198L76 199V200H78L79 201V203H78V205H77V208H76V211H77V213H78V216L76 217V219H75V223H74V225L71 227L72 229H70V230H72V232H74L73 233V235L74 234H76L77 233V231H79V230H81V231H84V237H82V240H83V242L84 243H88V238H93V240H94V242H95V245L97 246V248L99 247H101V245H100V242H102V239H101V234H103V235H105L107 238H109V244L107 245V247L109 246L110 247V249H112L113 247H114V245H116V243L114 242L117 238L115 237L117 234H116V225L115 226H113L114 224H112L110 227H106V226H104V225H102L100 222H99V220H98V218L96 219L97 221H96V223L94 224L93 222H91L90 220V218L93 216L92 215V211H90V210H88L87 209V205L85 206L84 204H85V201H86V199L88 198V195H91L92 193H97L96 191V189H93V188H90V189H88L89 191H87L86 190V192H85V197H84V195H81V191H85V190H82ZM171 188V187H170ZM23 189V188H22ZM25 189V188H24ZM27 189V188H26ZM25 189V190H26ZM42 189V188H41ZM51 189H53L52 187H51ZM98 189V188H97ZM212 189V188H211ZM8 190V189H7ZM27 190H30V189H27ZM26 190V191H27ZM44 190V189H43ZM124 190V189H123ZM21 191H23V192H26V191H24V190H20V192ZM36 191H37V193H38V190H37V188H36ZM42 191V190H41ZM121 191V190H120ZM143 191H144V189H143ZM228 191V192H229ZM22 192V193H23ZM30 192H31V190H30ZM161 192V191H160ZM259 192V191H258ZM31 193H33V192H31ZM35 193V192H34ZM40 193H42V192H40ZM40 193H38V194H40ZM150 193H152L151 191H150ZM178 193V192H177ZM26 194V193H25ZM28 194V193H27ZM26 194V195H27ZM45 194V193H44ZM48 194V193H47ZM178 194H180L181 196H183L184 198L185 197H187V195L188 194H190L188 191H187V188L184 186V188L183 189H180L179 188V193ZM259 194V193H258ZM22 195V194H21ZM23 195H24V193H23ZM28 195H30V193L28 194ZM94 195V194H93ZM111 195H114V193L113 194H111ZM211 196H212V194H210ZM209 195V196H210ZM225 195H227V194H225ZM1 196V195H0ZM25 196V195H24ZM97 196H99V195H97ZM166 196V195H165ZM178 196V195H177ZM180 196V197H181ZM27 197V196H26ZM28 197H30L31 198V196H28ZM39 197V196H38ZM92 197H96L95 195L94 196H92ZM112 197V196H111ZM226 197V196H225ZM34 198V197H33ZM40 198H41V196H40ZM40 198H39V200H40ZM140 198V197H139ZM169 198V197H168ZM190 198V197H189ZM201 198V197H200ZM212 197H210L209 199H211ZM227 198L228 197H226L225 198V200L223 201L222 200V202H221V205H219V206H222L224 203L223 202H226V200H227ZM32 199V198H31ZM35 199V198H34ZM37 199V198H36ZM91 199V198H90ZM93 199V198H92ZM108 199V198H107ZM110 199V198H109ZM118 199V198H117ZM127 199V198H126ZM191 199V198H190ZM195 199V198H194ZM207 199H208V197H207ZM125 200V199H124ZM143 200V199H142ZM151 200H153V199H151ZM167 199H166V197H163L162 199H161V202L162 203H164L165 201H166ZM185 200V199H184ZM200 200V199H199ZM1 201V200H0ZM18 201H20V200H18ZM31 201V200H30ZM30 201H29V203H30ZM37 202L36 203H38L39 201H38V199L36 200ZM50 201H45V202H43V204L44 205H47L48 203L47 202H49L50 203ZM111 201V200H110ZM117 201V200H116ZM197 201H198V199H197ZM205 201V200H204ZM23 202V201H22ZM69 202V201H68ZM112 202V201H111ZM110 202V203H111ZM150 202V201H149ZM184 202V204H185V201H183ZM183 202H181L180 201V203L181 204H183ZM201 202V201H200ZM210 202H212V200L210 201ZM209 202V203H210ZM216 202V201H215ZM229 202V201H228ZM18 203V202H17ZM33 202H31L30 204H32ZM60 203V204H59ZM84 203V204H83ZM186 205L185 206H187V207H185V206H183V207H185V209H189V207H191V206H189V202L188 201H186ZM198 203V202H197ZM201 203H204V202H201ZM208 203V202H207ZM235 203V202H234ZM22 204V203H21ZM20 204V205H21ZM34 204V203H33ZM42 204V209H45L46 208V206H44ZM151 204V203H150ZM196 204V203H195ZM217 204V203H216ZM62 205V204H61ZM111 205V204H110ZM113 205V204H112ZM170 205V204H169ZM173 205V204H172ZM247 205V204H246ZM1 204H0V214H2L1 216L2 217H4V218H6V216H8V215H10L9 213L10 212H12L11 211V209H8V210H4L3 208H1ZM22 206V205H21ZM27 206V205H26ZM25 205L24 206H22V207H20V206H17L16 207V210H17V212L18 213H20L21 212V208H22V211H24V209H25V207H26ZM40 206H41V204H40ZM75 206V205H74ZM148 206H150V205H148ZM203 206V205H202ZM206 206H209V205H206ZM250 206V205H249ZM30 207V206H29ZM38 207V206H37ZM63 207V206H62ZM113 207V206H112ZM111 207V208H112ZM171 207V206H170ZM198 207V206H197ZM211 207V211H209V214H210V216H208V217H210L211 218V215L213 216V214L217 211V210H220V208L218 209V206H215V205H211L210 206ZM12 208V207H11ZM35 208V207H34ZM33 208V209H34ZM182 208V207H181ZM36 209V208H35ZM107 209H108V207L106 208H104V204H102L101 206H100V203H98V204H95V215L96 216H99V215H101L103 212H105V211H107ZM183 209V208H182ZM197 209V208H196ZM199 209V208H198ZM208 209V208H207ZM252 209V208H251ZM250 209V210H251ZM58 210V209H57ZM110 210V209H109ZM240 210H242V209H240ZM255 211L257 210L256 208L254 209ZM75 211V212H76ZM186 211V210H185ZM190 211V210H189ZM242 211H244V210H242ZM252 211V210H251ZM258 211V210H257ZM130 212V211H129ZM149 212V211H148ZM224 212V211H223ZM223 212H222V214L221 215H223ZM241 212V211H240ZM6 213V214H5ZM24 213V212H23ZM43 213V212H42ZM186 213V212H185ZM198 212L196 211V214H197ZM204 213V212H203ZM208 213V212H207ZM241 213H243V218H244V220L246 221V220H248V218L249 217H247L248 216V214L246 213V212H241ZM132 214V213H131ZM130 214V215H131ZM153 214V213H152ZM151 214V215H152ZM206 214V213H205ZM115 215V214H114ZM129 215V214H128ZM136 215V214H135ZM190 215V214H189ZM188 214H186V217L185 218H187L188 216H189ZM260 215V214H259ZM45 216V215H44ZM262 216H263V214H262ZM1 217V218H2ZM22 217V216H21ZM178 217V213L177 214H171V219H173V220H176V218ZM197 217V216H196ZM195 217V218H196ZM207 217V218H208ZM221 217H224V216H221ZM227 217H229V216H226L225 218H223V221L225 222V223H227V229L225 228V230L226 231H228V230H230V226L232 225V223H233V225L232 226H235V224H234V222H232L231 221V219L230 218H228V219H226ZM113 218H114V216H113ZM116 218H117V216H116ZM206 218V217H205ZM210 218H208L210 221H211V219ZM215 217H213V219H214ZM3 219V218H2ZM100 219V218H99ZM115 219V218H114ZM130 219V218H129ZM200 219V218H199ZM222 219V218H221ZM230 219V221H228ZM238 219V218H237ZM240 219V218H239ZM250 219V218H249ZM7 220V219H6ZM118 220V219H117ZM188 220H190V218L188 219ZM193 221V220H192ZM233 221H235V220H233ZM238 221V220H237ZM95 222V221H94ZM110 222V221H109ZM108 222V223H109ZM117 222V221H116ZM189 222V221H188ZM196 222V221H195ZM194 222V223H195ZM209 222V221H208ZM207 222V223H208ZM248 221H246V223H247ZM67 223V224H66ZM161 223V222H160ZM190 223V222H189ZM199 223V222H198ZM206 223V224H207ZM235 223H236V221H235ZM238 223V222H237ZM236 223V224H237ZM250 223V222H249ZM252 223V222H251ZM64 228L61 230V231H59V234H60V236H62V237H64V236H66V235H68L67 233H69V224H68V222L67 221H65L64 222ZM191 224H193V222L191 223ZM241 224V223H240ZM118 225V224H117ZM264 225V224H263ZM165 226V225H164ZM163 226V227H164ZM191 226H193V225H191ZM208 226H209V223H208ZM208 226H203V227H205L206 229H205V231L204 232H207V234H209V236L210 237H212L211 239H209L208 240V244L209 245H213V243L216 241V240H218V241H220V239H222L220 236H221V232L220 233H218L217 234V236L216 237H214V232H213V230H215L216 231V228H219L220 227V224H215L214 223V225H212L211 227H208ZM245 226V225H244ZM92 227H95L96 229L94 230V229H90V228H92ZM188 227V226H187ZM189 227H190V225H189ZM188 227V228H189ZM249 227V226H248ZM234 228V230H235V232L237 233V230L235 229L236 227H233ZM239 229L240 228H242V230H244L245 228L247 229V231L249 232V230H248V228L247 227H244L243 228V226L241 227H238ZM23 229V228H22ZM201 229V228H200ZM220 229V228H219ZM246 229H245V233H248L247 231H246ZM254 229V228H253ZM90 230V231H89ZM142 230V229H141ZM140 230V231H141ZM180 231H182V230H180ZM186 231V229L184 230V233H186L185 232ZM201 231V230H200ZM199 231V232H200ZM203 231H201L200 232V234H199V236L198 237H200V240H197V238L196 239H194L193 241H191L192 243H197V241H201L200 242V244L199 245H201V247L203 246V245H205L206 244V241L204 240L205 239V237H204V235H205V233L203 232ZM230 231H232V230H230ZM239 232L241 231V229L240 230H238ZM257 231H259V229L257 230ZM8 232V231H7ZM178 233H181V232H178ZM183 232H182V234H184ZM190 233V232H189ZM231 233V232H230ZM229 233V234H230ZM236 233H234V235H235V237H236ZM242 233H244V231L243 232H241V236L242 235H244L243 237L245 238V233L244 234H242ZM259 233V232H258ZM177 234V233H176ZM197 234V233H196ZM224 234V233H223ZM249 234V233H248ZM247 234V235H248ZM3 235V234H2ZM70 235V234H69ZM185 235V234H184ZM198 235V234H197ZM238 235H240V234H238ZM237 235V237H238V239H242L243 237H239ZM34 236H35V239H34V243L35 244H39V243H41L42 242V240H44L43 238V234L42 233H36V234H34ZM176 236V235H175ZM178 236V235H177ZM179 236H181V235H179ZM183 236V235H182ZM188 236H190V235H185V238L187 239V237ZM252 236V235H251ZM253 236H256V235H253ZM258 236V235H257ZM261 236V235H260ZM3 238V239H2ZM116 238V239H115ZM190 238V237H189ZM188 238V239H189ZM194 238V237H193ZM244 238H243V240H244ZM247 238V237H246ZM258 237H256L255 239H257ZM263 238V237H262ZM161 239V238H160ZM199 239V238H198ZM234 239V238H233ZM248 239H249V237H248ZM247 239V240H248ZM259 239V238H258ZM0 240H3V242L5 243L4 245V248L3 247H1L0 248V261H2V260H11V259H14V257H15V252H14V250H13V242H12V240H11V237H9V235L7 236L6 234L5 235H3V236H0ZM87 240V241H86ZM197 240V241H196ZM25 240V237L22 235V239H20V241H19V243H18V246H22V247H24L25 249H26V251L30 254L31 252H32V247H31V243L28 241H26ZM117 242H118V240H116ZM183 241V240H182ZM184 241H185V239H184ZM187 241H189V240H187ZM205 241V242H204ZM214 241V242H213ZM217 241V243L218 244H220L221 242H218ZM239 241V240H238ZM253 241V240H252ZM257 242H258V245L257 246H259V244H260V242L258 241V240H256ZM104 242V241H103ZM190 242V241H189ZM235 242H237V241H235ZM234 242V243H235ZM242 242V241H241ZM245 242V241H244ZM107 243V242H106ZM159 243V242H158ZM185 243V242H184ZM205 243V244H204ZM217 243L215 244V247H217ZM240 243V242H239ZM247 244L249 243V242H246ZM252 243V242H251ZM83 244V243H82ZM250 244V243H249ZM94 245V244H93ZM95 245H94V248H95ZM256 245V243L254 244V246ZM84 246V245H83ZM87 246V245H86ZM196 246H197V244H196ZM207 246V245H206ZM205 246V247H206ZM261 246V245H260ZM186 247H188V245H186ZM219 247H221V246H219ZM98 248V249H99ZM141 248V247H140ZM197 248H198V246H197ZM203 248V247H202ZM212 248V247H211ZM241 248L242 247H237V248H234V250H232L231 252L235 255H237L239 252H240V250H241ZM259 248V247H258ZM21 249V248H20ZM83 249H84V247H83ZM124 249H126L125 247H124ZM189 249V248H188ZM217 249V248H216ZM233 249V248H232ZM249 249H250V247H249ZM86 250H88V249H86ZM93 250V249H92ZM133 250V249H132ZM197 250H200V249H197ZM208 250V249H207ZM212 250L213 249H210V250H208V254L207 255H209L210 254V256H212ZM215 250V249H214ZM230 250V249H229ZM260 250V249H259ZM98 251V250H97ZM150 251V250H149ZM196 251V250H195ZM218 252H219V250H217ZM216 251V252H217ZM22 252V251H21ZM100 252V251H99ZM112 252L114 253H116V251H115V249L113 248L112 249ZM144 252V251H143ZM198 252V251H197ZM214 252V251H213ZM216 252H214V253H216ZM88 253V252H87ZM86 253V254H87ZM101 253V252H100ZM145 253V252H144ZM184 253V252H183ZM193 253H195V252H193ZM221 254L219 255V259H218V257H217V259H215V260H218V261H214V259H213V257H212V259H213V261H211V262H213V264H224V263H226L225 262V260H226V254H230L229 252H228V250L226 249V250H224V251H222V252H220ZM27 254V253H26ZM29 254L28 255H25V256H22V257H20V259L18 260V261H24V260H27V258L29 257ZM102 254V253H101ZM179 254V253H178ZM216 254H218V253H216ZM256 254V253H255ZM179 255H181V254H179ZM240 255V254H239ZM254 255V254H253ZM103 256H104V254H103ZM107 256V255H106ZM131 256V255H130ZM175 256V255H174ZM188 256H189V254H188ZM188 256H187V251H186V253H184V254H182L181 256H178L181 260H182V262H185L187 259H188ZM205 256H206V253H205ZM245 256V255H244ZM247 256V255H246ZM177 257V258H178ZM190 257V256H189ZM256 257V256H255ZM90 258V257H89ZM93 258H94V256H93ZM119 258V257H118ZM203 258V257H202ZM247 258V257H246ZM113 259V258H112ZM115 259V258H114ZM112 260V261H110L111 262V264H112V262H113V264H116L117 263V261H115V260ZM126 259V258H125ZM124 259V260H125ZM190 259V258H189ZM196 259V258H195ZM110 260V259H109ZM134 260V259H133ZM191 260V259H190ZM205 260H208V258L206 259V257H205ZM247 260H249V259H247ZM84 261V260H83ZM98 261H99V259H98ZM108 261V260H107ZM174 261H175V257H173V258H171V260H170V262H169V264H174ZM197 262H199L198 260H196ZM196 261H195V263H196ZM92 263L94 262V261H91ZM100 262H102V260L100 259ZM144 262V261H143ZM188 262H189V260H188ZM191 262V261H190ZM205 262V261H204ZM209 262V261H208ZM85 263V262H84ZM159 263V262H158ZM194 263V264H195ZM200 263V262H199ZM210 263V262H209ZM228 263V262H227ZM246 263H247V261H246ZM245 263V264H246ZM99 264H102V263H99ZM190 264V263H189ZM193 264V263H192ZM230 264V263H229ZM232 264H234V262L232 263Z\"/></svg>",
	"mask_w": 264,
	"mask_h": 264
},
{
	"label": "crops",
	"instance_id": "crops-1",
	"mask_svg": "<svg viewBox=\"0 0 264 264\" xmlns=\"http://www.w3.org/2000/svg\"><path fill=\"white\" fill-rule=\"evenodd\" d=\"M117 40H118V39H117ZM74 44H76L75 41H74ZM76 45H77V44H76ZM73 48H75V47H73ZM78 63H79V62H78ZM79 64H80V63H79ZM74 69H75V68H74ZM76 69H78V68H76ZM72 74H73V72H72ZM102 77H103V75H102ZM78 79H81V77L77 78V83L82 84V83L85 82V80H83V78L81 79L80 82L78 81ZM96 80H98L97 77H96ZM90 81H91V80H90V77H89V84H91ZM128 82H129V85H131V84L134 85V83H132L131 80H128ZM128 82H127V81H124V82L122 83L121 87H122L123 89H124L125 87H127ZM90 86H91V85H90ZM123 86H124V87H123ZM81 93L84 94L86 97L88 96V90H87L86 88H85V90H84V88H82V89H81ZM86 94H87V95H86ZM91 96H92V95H91ZM74 98H75V97H74ZM97 98H99V99H100V102H101V98H100L99 96H94V95H93L92 98H91V102L94 104V102H95V100H96ZM119 103H122V102H119L118 100H115V101H113V102H109V105L112 104V105H114V106L117 107V106L119 105ZM96 104H97V103H95L94 105H96ZM98 104H99V103H98ZM117 108H118V107H117ZM82 110H83L82 113H83L84 115H86V114H85V111H86V110H88V112L90 113V109H89V107H84ZM77 113H78V112L75 110V111L72 112V115L77 116ZM89 113H88V114H89ZM88 114H87V115H88ZM134 128H136V130L139 129L138 127H134ZM134 128H132V129H134ZM70 129H71V131H72L71 133H73V132H74V129H73V127H72L71 124H70ZM129 130H130V129H129ZM141 130H142V129H141ZM104 133H105V132H104ZM104 133H103V134H104ZM91 134H92V135H91V138H92V139H93V135H96V136H97V134H96L95 132H92ZM101 137H102V135H101ZM101 137H100V138H101ZM100 138H99V139H100ZM163 145H164V144H163Z\"/></svg>",
	"mask_w": 264,
	"mask_h": 264
}]
</instances>
